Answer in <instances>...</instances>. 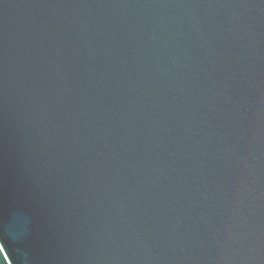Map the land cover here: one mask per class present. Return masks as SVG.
<instances>
[{
    "label": "water",
    "instance_id": "1",
    "mask_svg": "<svg viewBox=\"0 0 264 264\" xmlns=\"http://www.w3.org/2000/svg\"><path fill=\"white\" fill-rule=\"evenodd\" d=\"M0 264H264V0H0Z\"/></svg>",
    "mask_w": 264,
    "mask_h": 264
}]
</instances>
